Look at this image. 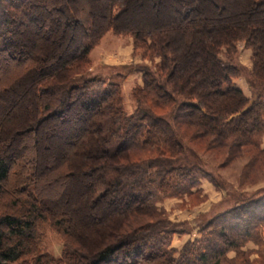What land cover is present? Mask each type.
<instances>
[{"label": "trees", "instance_id": "1", "mask_svg": "<svg viewBox=\"0 0 264 264\" xmlns=\"http://www.w3.org/2000/svg\"><path fill=\"white\" fill-rule=\"evenodd\" d=\"M55 1L56 18L45 21L36 17L34 0H0V57L14 56L19 33L36 27L49 33L60 22L74 43L58 56L53 49L40 52L36 66L31 61L26 73L33 109L29 117H0L1 132L10 128L4 134L8 143L23 136L35 144L44 125L55 129L59 122L79 120L81 132L68 143L65 169L55 181L84 182L80 209L98 217L75 221L73 213L52 202L41 164L34 156L7 159L3 138L0 264L264 263V189L234 190L206 169L193 148L208 141L207 149L227 154L226 163L252 152L245 176L257 158L264 159V0H175L168 8L175 19L150 26L135 24L134 9H149L156 18L169 0ZM108 33L131 39L133 55L141 51L142 60H158L137 70L141 84L130 90L131 111L123 92L128 67L105 68L118 70L106 75L92 67L90 55ZM186 41L190 51L182 47ZM239 46L251 51L250 70L238 64ZM241 77L251 98L233 83ZM53 128L42 131L51 135ZM201 180L220 190V205L228 206L202 214L187 230L159 205L168 199H194L199 205ZM42 227L61 242L59 257L46 251ZM93 228L94 239L81 236ZM193 231L200 238L180 250L171 247L174 235ZM251 242L256 251L242 250ZM230 252L234 258H228ZM252 252L257 259L250 262Z\"/></svg>", "mask_w": 264, "mask_h": 264}, {"label": "rangeland", "instance_id": "2", "mask_svg": "<svg viewBox=\"0 0 264 264\" xmlns=\"http://www.w3.org/2000/svg\"><path fill=\"white\" fill-rule=\"evenodd\" d=\"M87 1L90 2V0H82V2L85 3ZM174 1L175 0H171L170 3L169 0L168 4L167 2H165L160 7V11L158 12L156 18H153V16L155 15L149 9L141 8L137 11L136 9H134L135 24L150 26L167 23L170 20H174L175 15L168 10L169 6L171 7ZM177 1H180L184 4L187 2V0ZM56 3L57 2H54V0H34L33 9L35 10L36 17L42 18V20L45 21L55 19V7L57 5ZM95 12L97 16L101 14V7L99 5L95 9ZM73 33L78 34V31L75 30ZM70 35L71 34L66 33L62 29L61 22L58 26H53L52 30L49 33H45V29L42 30L38 27L31 28V30L27 29L25 32L19 33L18 35L20 44L17 46V50L13 52L14 56L12 58H5L3 56L0 57V117H2L1 119L3 121L9 118L11 114L17 118H23L25 117V115L29 117L30 111L33 109V106L35 104V100L31 92L32 90L30 89L32 83H30L31 79L26 73L27 71H29V69L27 70V68L31 66V61H33L32 65L36 66V62H34V60H36L37 57L41 55L40 52H48L50 49H53L58 56L59 54L57 53L61 52L60 49H62L63 51V49H68V47L71 48L74 43L69 39ZM127 41L128 38L126 37H117L108 33L100 41L99 45L95 48V51L90 55V58L93 65L92 67L95 71H99L101 75H106V73L118 71H108L105 70V68L128 67V76L123 84V92L127 109L128 111H131L132 104L130 100V90L135 84L138 83V78L140 80V74L137 70H139L140 67L154 65L158 62V60H142L140 57L141 51H138L136 55L131 56V51H135L134 46L133 43L130 46ZM7 44L8 43H6V45ZM188 44V41L182 43V47L185 51H190L191 49ZM238 50V64L246 70H250L251 51L249 49L241 47H239ZM199 59L202 58L198 56L194 57L195 61H199ZM26 60H29V62L25 63ZM37 65H39L38 62ZM48 65H52L51 60L48 61V63L45 64L44 67ZM233 83L238 88L242 87L243 90H245V92L247 93L248 98L252 97V91L249 88L245 77L236 79ZM1 127H3V123L2 125H0V145L2 143V139L4 138V141L6 143L4 142L3 146L5 147L4 152H6L5 154L7 155V159L11 161L13 159L14 161L17 158H23V156H34L35 160L41 164L45 181H49L50 183L48 186L47 196L50 197L52 202H55V200H57L55 203H57L62 210L66 212L68 210L73 213V218L75 221H78L79 219L85 218L87 216L96 218L98 217L97 214L88 212V215L86 212H83L81 210L84 209L83 206L85 205V203L83 202V199L79 197V193L85 189L84 182H82L81 180H70L68 178V181H65V178L60 181H55V175L63 173L65 169L63 154L68 146V143L75 139L76 136L81 132L79 120L72 118L70 121L59 122V126H57L55 129L48 124L44 125L38 135H35L34 137L35 144L33 143L32 137L25 138L23 136L20 137L19 141L18 139L16 140L12 138L8 143L6 139L8 135L4 134H6V132L9 133L10 128L8 126H4L5 131L1 132ZM50 128L54 129L52 130V134L45 135V131L42 130H47ZM183 134L191 135L192 132L189 130H184ZM207 142L208 141H203L200 145L195 144L193 145V148L197 151L199 158L204 161L206 169L210 171L214 176L220 178L221 181L227 182V184L231 185L234 190L242 188L243 192H250L256 189H264V159L257 158L256 163L254 164L252 169H248L249 174L247 175V177L244 175V171L246 169V166L252 161V158L254 156L252 152H243L241 156L226 163L227 154L224 152L211 151L207 149ZM27 143L29 144L28 149H26L25 151L24 149L19 150L20 145L25 146L27 145ZM6 144L8 145L6 146ZM261 146L264 147V136L261 139ZM1 147L2 146H0V149H2ZM17 163L19 164L20 162L17 161ZM209 193V200H211L207 203V205H203L198 210H196L195 213H188L189 216L186 217L184 214L179 213L178 208L176 209V207L179 205L178 203L167 202L166 207L170 210H168L170 219L175 221L174 223L181 224L184 222H177L178 219L182 220L184 218H188L189 222H186L185 224L187 225V230H191L192 227L198 225L200 221L203 220V217L201 216L202 214H207L210 212L209 214L213 215L228 206L227 204L220 205V201L216 204L211 205L207 213H200L207 209L209 204L213 202L217 197H219L218 193L222 194L220 190L215 189L214 191L212 188ZM197 203L198 202L194 199H185L181 202L180 209H183L185 207L193 208V206L197 205ZM74 208L78 209L76 213L73 212ZM113 208L114 210L118 209L116 207ZM39 232L42 234L43 244L46 248V251L51 253L54 257H59L62 249V244L59 241L58 237L51 233L46 227L40 228ZM97 233V229L93 228V230L88 229L86 232H83L81 236L84 239L87 237H89L90 239H94ZM261 235L262 237H264V231ZM196 238H200V235L196 236ZM180 239L182 240V238ZM181 242L176 244L178 245V248L181 247ZM175 243L177 242L175 241ZM175 243L173 244L174 246ZM248 244L249 243H247L242 250H248L249 252L256 251L257 247L252 242L250 248H247ZM227 256L228 258H234L235 254L234 252H230ZM248 258L250 262L255 261L257 259V254L252 252ZM260 264L264 263H262L260 260Z\"/></svg>", "mask_w": 264, "mask_h": 264}, {"label": "crops", "instance_id": "3", "mask_svg": "<svg viewBox=\"0 0 264 264\" xmlns=\"http://www.w3.org/2000/svg\"><path fill=\"white\" fill-rule=\"evenodd\" d=\"M128 44L131 46L132 45V40L131 39H129L128 38ZM239 47H241V48H244L243 46H239ZM95 51V49L93 50V52ZM92 52V53H93ZM131 56H133V51H131ZM134 78V77H133ZM136 79V78H135ZM137 84H141V76H140V80H139V78H138V83ZM136 85V84H135ZM240 89L244 92V94L247 96V93L245 92V90H243V88L242 87H240ZM263 147V146H262ZM264 148V147H263ZM211 188L215 191V188H213V186H212V184L211 183H209L208 181H206V180H201V182H200V185H199V187L197 188L200 192H201V197H204V200L199 204V205H197V206H194L193 208H191V207H185V208H183V209H180L181 207L179 206L180 204H181V202H182V200H177V199H168V200H165L162 204H160L159 205V207L160 208H162V209H164L165 210V212L167 213V215H168V213H169V209H167V207H166V205H167V202H169V203H173V202H176V203H178L179 205L176 207V209L178 208V211H179V213H181V214H184L185 215V217L186 216H189L188 215V213H195V211L196 210H198L200 207H202L203 205H207V203L211 200H209V196H208V194H210L209 192L211 191ZM218 196L219 197H217L213 202H211L210 204H209V206L207 207V209H205L204 211H202V212H200V213H207L208 212V210H209V208L211 207V205H213V204H216L217 202H220L221 201V198H222V194L221 193H218ZM169 210V211H168ZM168 211V212H167ZM168 217H169V215H168ZM169 219H170V217H169ZM172 222H175V221H173L172 219H170ZM189 219L188 218H184V219H182V220H179L178 219V221L177 222H184V223H186V222H189L188 221ZM191 220V219H190ZM196 236H199L198 234H196V232H193L191 235L190 234H185V235H174V237H173V239H172V243H171V247H173V248H175V249H177L178 248V245H176V244H178L179 242H181V247L180 248H178L177 250H180L181 248H182V246L188 241V240H193V239H195L196 238ZM180 238H182V240L180 239ZM263 239H264V237H263ZM181 240V241H180ZM175 241L177 242V243H175ZM175 243V246L173 245ZM250 245H251V243H249L248 244V246H247V248H250Z\"/></svg>", "mask_w": 264, "mask_h": 264}]
</instances>
